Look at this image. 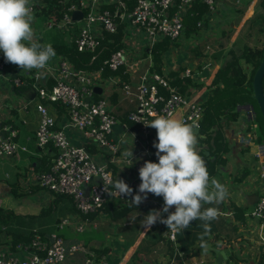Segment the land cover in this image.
<instances>
[{
  "label": "built area",
  "instance_id": "obj_1",
  "mask_svg": "<svg viewBox=\"0 0 264 264\" xmlns=\"http://www.w3.org/2000/svg\"><path fill=\"white\" fill-rule=\"evenodd\" d=\"M194 0H71L67 10L54 24L46 20L48 28L68 29L76 25L75 35L70 32L68 39H74L80 51L92 52V59L103 47L105 32H115L122 23V45L113 50L104 59L103 65L94 69H78L67 59L58 57L51 67L53 83L50 86L41 83L40 70L29 71L33 79L38 100L35 109L39 117L34 129L35 145L40 150L52 146L53 163L48 171L30 170L29 182L43 186L52 193L69 196L80 215L81 221L88 223V215L101 211L106 201L113 198L132 200L126 195H119L114 188V175L109 161L122 159L131 166L135 177L139 178V169L145 161H154L153 135L155 129L147 126L156 115L174 116L179 106L184 110L178 115L194 127L195 133L201 130L202 107L200 102L187 98L178 90L177 85L170 82L174 78L167 72L152 70V46L166 37L182 42L185 33L184 15ZM211 14L216 11V0H203ZM111 4L112 8L103 6ZM44 5L43 0H31L33 15L37 7ZM74 9H80L82 16L72 20ZM199 24V22H198ZM69 31V30H68ZM40 28H35V36H41ZM67 39V40H68ZM175 46V47H176ZM133 47V60L128 49ZM5 62L0 58V71ZM128 73V81L109 73L122 68ZM178 77L188 76L195 79L190 67L182 69ZM109 82L114 89L121 90L133 104L127 112L126 122L121 124L118 136L113 134L118 119L113 114L107 101L96 98L94 87L100 81ZM45 101L59 102L68 113L67 126L77 129L91 142L106 159L96 160L87 150L85 144L70 142L65 128L59 127L56 117L49 111ZM128 138L129 144L125 145ZM129 146L133 157H125L121 147ZM27 150L25 145L15 140V131L3 124L0 96V157L12 159L17 151ZM258 198L253 203L250 215L258 221L256 226L259 238L264 242V158L259 157ZM258 167V165H257ZM141 181V180H140ZM163 200V199H162ZM70 216L62 217L61 223L71 222ZM82 224L77 223L76 229L81 230ZM168 228V227H167ZM168 238L176 239V232L168 229ZM43 239L36 235L26 245V255L17 252L0 251V264H62L69 254L81 251L85 254L84 264H99L84 246L72 243L66 247L63 237L52 231ZM87 251V252H86ZM264 252V249H263Z\"/></svg>",
  "mask_w": 264,
  "mask_h": 264
},
{
  "label": "crops",
  "instance_id": "obj_2",
  "mask_svg": "<svg viewBox=\"0 0 264 264\" xmlns=\"http://www.w3.org/2000/svg\"><path fill=\"white\" fill-rule=\"evenodd\" d=\"M238 7H242L244 12L236 11L235 9ZM263 7L264 0H216L218 21L215 24L211 23L210 16H208V24L199 22L198 30L189 34L184 33L186 39L178 46H176L177 44L173 45L174 42L170 41L168 50L162 54V71L167 73L175 71V74H178V71L180 72L182 69L190 67L191 71L195 73L194 80L198 84L196 86H188L184 94L188 99L201 103L207 96L208 86L222 60L220 58L215 61L210 57V51H214V46L209 40L210 37H213L216 32L224 27L230 26L234 28L233 36L226 47L227 50L245 21L251 19L254 15L263 13ZM37 18H43L44 22H46V19L42 16L37 17L35 15L34 20ZM224 19L225 21L223 22ZM42 29L40 27L41 31ZM75 30L76 25L74 24L63 31H66L69 35L70 32ZM53 31L54 29L47 37V33L43 36L41 32V36H35V39L47 43L50 41ZM67 38L68 36H66ZM203 40L205 45L202 44ZM128 52L133 60V47H130ZM0 58L5 62L0 71V88H3L0 89L3 124L8 126V129L15 131V140L18 143L27 147V150L17 151L12 159L0 157V191L3 192L0 193V202L2 196H7L9 193L15 195L9 185V182L15 179V181L18 180V184L22 188L26 190L33 189L25 196L27 197L26 199L24 198L21 202L15 204L17 205L15 208L9 206V204L3 205L2 203H0V206L12 208L21 215L27 213L36 214L42 206L56 203L58 200L55 199L57 198L55 193L49 192L45 187L34 182H29L28 174L30 170L40 171L37 168L42 169L39 167L41 159L48 160L54 150L50 146H47L45 150H40L35 145L34 129L37 126L39 114L34 106L38 97L31 73L17 65L6 62L2 51H0ZM57 60L58 57L55 55L49 61L47 68L40 70L42 84L49 86V84L53 83L51 67L55 65ZM122 69L123 67L115 72L108 71V74L112 73L122 78L123 81H128V73L123 72ZM104 83L107 85H104ZM97 86L100 87V91L96 92V98L105 99L118 119V123L114 126L115 134H113L117 137L121 124L126 122L129 125H133L127 119V112L133 107V104L128 101V98L121 90L114 89L109 82L103 80ZM45 102L48 104L49 111L56 117L58 126L65 128L71 143L85 144L89 153L96 160L106 159L91 142L86 141V138L79 130L67 126L68 113L66 107H56L51 101ZM239 108L240 110L243 109V111L248 110L245 107ZM183 110L184 107L179 106L173 117L177 118ZM247 112V117L252 114L251 110ZM244 121L245 118L243 117L236 121L235 125L225 128L224 139L227 147L223 152V157L221 159L218 158L214 167L208 169L210 177L216 178L226 187L228 192L227 197L221 203L204 205L205 208L211 207L217 210V218L210 222V230L205 231L202 227V221L195 220L187 229L176 233L178 246L182 251L178 249L179 253L197 252L185 260L186 264H212L215 262L217 254L207 247L208 243L211 246L224 249L228 256L229 252L223 247L227 238L232 239L230 248L239 258L237 264H261L264 254L263 240L259 238L256 227L255 229L247 228L248 225L245 226L238 219L242 214L239 211H233L231 208L232 204L241 209L244 208L242 211L243 218H246L245 208L249 204L253 205L258 192V185L252 179V174L249 173L248 168L253 166L255 160L258 163L259 157L264 158V141H254L252 134L254 131L251 129L247 130ZM253 125L254 123H252ZM197 133H199L197 137L200 139L205 137L200 131ZM199 138H197V150L204 157L203 150L206 148L209 150V146L206 141L199 140ZM123 140H125V145L129 144L128 138H122L121 141ZM153 141L158 142L156 141V129ZM246 146L250 148L251 154L245 155L242 152ZM121 148L123 152L129 150V146ZM156 151L157 149L154 147V161L158 162ZM204 160L206 164L211 163L215 160V155L209 150V156L204 158ZM109 166L114 175V182L117 179L124 180L133 189V193L130 196L133 198L138 193V186L141 181L135 177L131 166L123 163L122 159L116 162L109 161ZM140 195L143 194L140 193ZM157 197L149 193L147 194V199L137 207L128 198L120 200L111 197L101 211H97L89 217L88 223L81 221V216L77 214V211L72 214L67 212L68 214L66 213V215L70 216L71 222L60 225L62 219L60 216L61 218H58L60 220L55 223L51 232L55 231L61 235L66 247H69L72 243L84 246L99 264H176L174 258L170 263H167L166 246L162 240L156 239L159 232V222L151 227L144 226L145 216L151 210H160L163 207V197ZM247 199L251 203H248ZM148 202L150 203L147 204ZM112 209L116 210L115 214H113V211L111 213ZM170 211H175V208H171ZM163 215L166 218L167 213ZM77 223L83 225L81 230L76 229ZM214 234H217L219 238H213ZM217 243H220L221 247L217 246ZM19 245L16 244V249L12 248L6 233H0V251L5 253L17 252L20 256L26 255L25 247L18 249ZM85 254L87 253L81 251L72 252L62 264H84Z\"/></svg>",
  "mask_w": 264,
  "mask_h": 264
},
{
  "label": "trees",
  "instance_id": "obj_3",
  "mask_svg": "<svg viewBox=\"0 0 264 264\" xmlns=\"http://www.w3.org/2000/svg\"><path fill=\"white\" fill-rule=\"evenodd\" d=\"M70 1L71 0H43L44 5L42 7H37L35 15L37 17L42 16L44 19L55 24L61 15L67 10ZM103 6L112 8L111 4H104ZM235 10L240 13L244 12L242 7H238ZM210 15L207 4L203 0H194L184 15L185 33L189 34L192 33V31H197L198 22L208 24V16ZM122 26L123 24L120 23L115 32L104 33L102 41L103 47L93 59L91 51L78 50L74 43V39L67 38V40L66 36L69 37V35L66 31H63L60 28H51L54 29V31L49 42L43 43L39 40L37 41L41 44H50L53 47L56 56L67 59L78 69H94L103 65L104 59H106L113 50L122 45ZM37 27L40 28L39 25H37ZM76 31L77 29L73 31L71 35H75ZM240 31L241 33H239L233 40L227 50L226 47L233 36L234 28L230 26L224 27L209 39L214 46V51H210V57L215 61H218L220 58H222V60L208 86L206 98L201 102L203 113L200 132L204 134L205 137L203 139L198 138L199 140L206 141L210 152L215 155V160L206 164L207 169L214 167L218 158L221 159L223 157V152L227 147L224 139L225 128L232 121H235L240 117L239 107L248 106L247 109L252 111L250 116H245L246 122L244 121V123L246 129L249 124L253 123V120L258 123L262 131L264 129L262 114L252 95V77L262 59L264 53V41L260 44H252L248 42L252 37H262L264 40V12L254 15L251 19L246 20ZM170 41L178 44L177 41L164 37L152 46L151 57L152 70L154 72L162 71V54L168 50ZM202 44L205 45V41ZM108 71L112 72L107 69L105 74H108ZM169 74L174 76V78L170 79V82L177 85L178 90L183 94L186 93L188 86H196L198 84L194 79L176 76L175 71H171ZM262 84L264 90V76ZM50 85L51 84H49V86ZM52 103L56 107H65L59 102ZM53 150L55 151L54 148ZM53 157L54 154L52 153L48 160L41 159L39 167L42 169H37L40 171H48L53 163ZM214 171L213 168V172ZM14 181L9 182V185L11 191L15 195H27L33 190H26L18 184V180ZM55 194L57 196L55 199L58 200V202L42 206L36 214L27 213L21 215L16 213L12 208L0 206V233H6L9 238V243L12 244V248L16 249V244H20L18 249L26 247L32 238L38 234L45 239L44 237L49 235L55 223L60 220L58 219L60 216L65 217L67 212L72 214L77 211L69 196L59 193ZM106 203H108V200ZM149 203L150 202L147 204ZM231 208L233 211H239V213L242 214L238 219L247 226L246 218H243L242 211L244 208L241 209L234 204L231 205ZM112 211L113 214L116 213V210L112 209L111 213ZM93 214H95V212L90 213L88 217H91ZM158 231L156 239L162 240L166 246L167 263H170L174 258L176 264H186L185 260L193 253H197L196 251L181 253L182 251L177 242V234L174 241L168 238V228L165 224L159 222ZM213 238L216 239L219 238V236L214 234ZM226 241L232 242V239L227 238ZM216 245L221 247L220 243H217ZM178 249L181 251L180 253L178 252ZM238 261L239 258L236 254H230L222 264H237ZM260 263L264 264V254Z\"/></svg>",
  "mask_w": 264,
  "mask_h": 264
},
{
  "label": "clouds",
  "instance_id": "obj_4",
  "mask_svg": "<svg viewBox=\"0 0 264 264\" xmlns=\"http://www.w3.org/2000/svg\"><path fill=\"white\" fill-rule=\"evenodd\" d=\"M33 21L31 0H0V51L6 62L27 71L46 69L55 56L50 44L35 39ZM147 126L156 129L158 142L153 146L157 149L158 162L145 161L140 167L141 183L131 202L137 207L151 193L163 197L164 204L162 209H153L145 216L144 226L160 222L171 231L181 232L200 220L204 230H210L217 210L204 205L221 203L228 192L216 178L210 177L206 162L197 150L194 127L168 115H156ZM123 155L132 159V149ZM114 188L119 195L133 193L122 179L114 182ZM173 207L175 211H170Z\"/></svg>",
  "mask_w": 264,
  "mask_h": 264
},
{
  "label": "rangeland",
  "instance_id": "obj_5",
  "mask_svg": "<svg viewBox=\"0 0 264 264\" xmlns=\"http://www.w3.org/2000/svg\"><path fill=\"white\" fill-rule=\"evenodd\" d=\"M212 18H210V22L211 23H216L218 21V17H217V13L215 11V14L212 16ZM225 21V19L223 20V22ZM33 23L35 24V27L36 28L37 26L36 25H39L40 27H42V35L44 36V34L46 35V37L52 32L53 29L51 28H48L47 27V24L44 22L43 18H37L33 21ZM46 28V30H45ZM241 33V31H239L236 35V37L238 36V34ZM186 39V36H182V41ZM179 41V39L177 40ZM263 39L262 37L261 38H256V37H252L248 40V42L252 43V44H260V43H263ZM104 85H107L106 83H104ZM0 89H3V88H0ZM18 95V93H16ZM19 96V95H18ZM248 110H244L241 109L240 110V117L237 118L235 121H232L228 126H231V125H235L236 121H238L239 119H242L243 117L246 118L245 116L248 115ZM246 122V121H245ZM253 123L254 125L252 126V123L249 124L248 129H251L253 130L254 132L252 133L253 134V140L254 141H257V140H260V141H264V129L262 131V129L260 128V126L258 125V123H256L255 120H253ZM199 133H196V135L198 136ZM198 138V137H197ZM226 149V148H225ZM45 150V148H44ZM245 155H248V154H251L250 153V148L249 147H244L243 148V151H242ZM258 165V167H256ZM259 162L257 163V161L255 160V163L253 164V166L249 167L248 168V171L250 174H252V179L255 181V183L258 185L259 187V183H260V176H259ZM0 193H3L2 191H0ZM26 195H13L12 193H9L7 196H2L1 197V202L3 205H6V204H9V206L15 208V204H17L18 202H21L24 198L26 199L27 197H25ZM253 205L252 204H249L247 206V208H245V211H246V224L248 225L247 228H253L255 229V227L258 225V221L255 219V217H252L250 215V211L252 209ZM226 244L223 245V247H225L226 251L229 252V255L230 254H235L234 252L231 251V244L232 242L230 241H226L225 242ZM226 260V259H225Z\"/></svg>",
  "mask_w": 264,
  "mask_h": 264
},
{
  "label": "water",
  "instance_id": "obj_6",
  "mask_svg": "<svg viewBox=\"0 0 264 264\" xmlns=\"http://www.w3.org/2000/svg\"><path fill=\"white\" fill-rule=\"evenodd\" d=\"M81 16H82V11L80 9H74L72 11V14H71L72 20H79ZM263 76H264V53L252 77V89H253L252 95L260 109L262 118L264 120V90H263V84H262ZM94 90L96 92H99L100 87L96 85L94 87ZM247 107L248 106H246L245 108ZM156 141H157V133H156ZM203 153H204L203 159L209 156V150L207 148L203 150ZM257 198H258V192L256 193V200ZM247 202L251 203L249 199H247ZM207 247L213 250L217 254V258L215 262H213L212 264H220L223 259L227 258V254L224 249L211 246L209 243L207 244Z\"/></svg>",
  "mask_w": 264,
  "mask_h": 264
}]
</instances>
